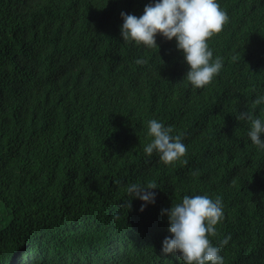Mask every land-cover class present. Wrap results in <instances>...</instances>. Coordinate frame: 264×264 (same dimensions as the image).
Returning a JSON list of instances; mask_svg holds the SVG:
<instances>
[{"label": "trees", "instance_id": "trees-1", "mask_svg": "<svg viewBox=\"0 0 264 264\" xmlns=\"http://www.w3.org/2000/svg\"><path fill=\"white\" fill-rule=\"evenodd\" d=\"M149 3L0 0V264H184L161 250L162 210L185 195L221 198L209 239L231 236L224 264H264V150L236 118H264V0H217L229 20L207 43L223 66L203 88L175 38L123 41L121 12ZM151 119L182 136L185 156L145 154ZM150 181L141 211L126 190Z\"/></svg>", "mask_w": 264, "mask_h": 264}, {"label": "clouds", "instance_id": "clouds-1", "mask_svg": "<svg viewBox=\"0 0 264 264\" xmlns=\"http://www.w3.org/2000/svg\"><path fill=\"white\" fill-rule=\"evenodd\" d=\"M123 24L121 35L123 41L134 42L149 49L157 48L156 36L162 35L167 40L176 39V47L184 54L189 65L186 73L187 81L194 88H203L210 84L213 77L220 72L223 61L216 57L209 49L207 41L223 31L229 17L223 11L217 0H155V3L145 5L143 15L137 17L121 12ZM137 65L147 63L146 59H137ZM254 103H264V96L258 97ZM237 120L250 123L247 133L252 144L264 150V118H254L251 112H240ZM172 126H165L156 119L147 122V136L151 142L146 144L144 152L151 157L153 153L159 155L163 164L170 165L185 156L187 148L182 142L181 135L173 136ZM158 188L153 181L145 185L133 183L128 186L127 194L132 198H139L145 203H155L156 193L150 191ZM131 199L125 201L122 207L131 209ZM169 221L171 236L165 237L162 243V253H178V259L184 264H224L220 249L229 243L231 236L219 241L214 246L209 237L217 235L216 225L224 218L222 200L217 196L214 200L207 195H185L181 203L163 209ZM119 213L113 214L118 220Z\"/></svg>", "mask_w": 264, "mask_h": 264}]
</instances>
